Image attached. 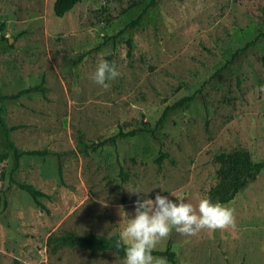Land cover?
Returning <instances> with one entry per match:
<instances>
[{"label":"rangeland","instance_id":"rangeland-1","mask_svg":"<svg viewBox=\"0 0 264 264\" xmlns=\"http://www.w3.org/2000/svg\"><path fill=\"white\" fill-rule=\"evenodd\" d=\"M151 1L82 0L58 18L55 0H0V95L42 79L46 87L45 95L0 100V116L18 127L10 135L17 149L49 152L16 159L0 127L8 202L0 264H124L112 251L52 253L47 240L119 238L137 199L126 189L152 190V198L162 190L196 207L202 198L215 202L218 154L245 150L264 161V0H156L140 26L125 30ZM105 59L120 73L107 89L93 80ZM185 97L192 101L157 127L165 108ZM139 129L87 155L77 148L80 137L92 144ZM16 183L43 192L46 210ZM225 205L232 226L173 229L154 250L170 248L178 264H264V170Z\"/></svg>","mask_w":264,"mask_h":264},{"label":"trees","instance_id":"trees-1","mask_svg":"<svg viewBox=\"0 0 264 264\" xmlns=\"http://www.w3.org/2000/svg\"><path fill=\"white\" fill-rule=\"evenodd\" d=\"M82 0H55L54 3V15L58 18L64 17L69 11H71L78 3ZM156 0H152L149 7L143 10L134 20H132L125 30L132 29L140 26L146 15L148 14L150 8L155 6ZM123 32V31H122ZM86 54H82L78 57L75 64L81 62L85 58ZM41 93L45 95L46 87L45 80L39 85L23 89L15 94L10 95H0L1 101H18L22 97L32 94ZM192 101V97H185L180 101L168 106L163 111V114L159 121L157 122V127H161L168 114L171 111L182 108L187 103ZM0 127L3 130V136L7 142V146L10 150L14 151V156L16 159H20L23 156H41L44 157L49 154L48 151H20L16 148L14 143L11 141L10 135L18 127H7L4 120L0 116ZM145 132L143 129L132 130L129 132L119 131L117 134L100 141L98 143L87 144L82 137L79 138L77 143L78 150L83 154H89L90 152H96L98 149L106 145H114L119 139L132 138L136 135ZM7 155H3L0 161L5 159ZM169 158L168 154L162 155L157 162L160 165L164 159ZM215 162L219 165L217 170L218 183L212 190V197L215 202H220L222 204H227L231 202L236 195L244 188H246L250 183L254 182L259 174L264 170V161H255L252 159L251 155L245 150H236L232 152H223L215 157ZM124 179L127 178L125 173H121ZM18 187L28 193L34 202L42 209L46 210V207L41 203V198L46 195L40 190L36 189L34 186L16 183ZM2 192L0 191V217L2 211L7 209L8 202L6 199L1 197ZM1 206L3 210H1ZM118 237H102L95 234H88L86 236L79 235H51L47 240V247L52 253H57L59 250L70 247H81L89 252L90 256H94L97 252H107L112 251L117 253L119 256L124 257V247L121 245L119 248L117 244L119 243ZM154 256H163L172 264H178L175 261V253L168 248L165 251L153 250Z\"/></svg>","mask_w":264,"mask_h":264},{"label":"clouds","instance_id":"clouds-1","mask_svg":"<svg viewBox=\"0 0 264 264\" xmlns=\"http://www.w3.org/2000/svg\"><path fill=\"white\" fill-rule=\"evenodd\" d=\"M115 63L101 60L95 70L93 80L107 89L111 81L119 76ZM126 191L136 195L134 213H125V227L119 234V243L124 247V264H168L167 258L154 256L158 241L166 238L175 229L184 235H194L203 229H224L234 224V210L210 198L199 200L198 206L182 199H171L156 192L154 198L142 192L138 186ZM143 197V198H142Z\"/></svg>","mask_w":264,"mask_h":264}]
</instances>
